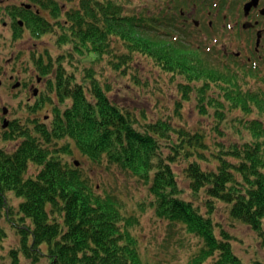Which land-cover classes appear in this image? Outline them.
<instances>
[{
    "label": "trees",
    "instance_id": "16d2710c",
    "mask_svg": "<svg viewBox=\"0 0 264 264\" xmlns=\"http://www.w3.org/2000/svg\"><path fill=\"white\" fill-rule=\"evenodd\" d=\"M63 1L77 2L71 28L82 31V21L83 41L110 57L112 70L124 72L134 56H143L178 82L180 100L173 114L146 117L112 106L93 72L85 70L78 79L74 71L57 68L59 97L70 104L63 112L57 110L50 128L37 125L39 129L24 132L15 150L0 161V168L6 167L0 172V210L16 199L10 200L19 223L13 225L24 236L32 235L27 256L37 261L45 257L46 264H150L132 232L137 216H123L117 194L100 191L84 171L61 164L60 149L75 148L94 165L119 169L141 184L146 196L141 211L152 210L156 218L204 241L188 264H243L222 229L220 238L213 235L212 228L219 225L212 215L214 203L225 205L229 217L248 225L264 247V129L243 119L247 126L242 130L250 135L227 137L239 131V119L234 126L227 119L237 108L242 117L250 115L244 104L257 106L264 115V88L250 86L248 76H237L218 61L200 60L201 54H193L175 37L148 33V6L139 9L132 0ZM78 51L83 58L86 52ZM205 69L209 72L199 82L191 79L199 77L193 70ZM218 75L225 76L221 87ZM185 105L198 119L215 123L211 130L226 137L211 138L205 128L189 129L182 113ZM30 164L38 166L31 174ZM178 175L188 190H182ZM21 243L24 248L25 240Z\"/></svg>",
    "mask_w": 264,
    "mask_h": 264
},
{
    "label": "rangeland",
    "instance_id": "374dc122",
    "mask_svg": "<svg viewBox=\"0 0 264 264\" xmlns=\"http://www.w3.org/2000/svg\"><path fill=\"white\" fill-rule=\"evenodd\" d=\"M0 2V138L1 135H6L4 141H0V143L5 151L10 152L15 141H7L10 133L7 121L16 119L20 124L26 125L36 122L37 118L41 120L40 116L44 114L49 117L53 116L52 107L49 112H44L46 109L44 108L38 114V101L44 91L46 80L50 78V76H46L44 84L40 87L37 85L35 75L39 73L35 70V65L38 58L43 53L45 63L51 62L53 68L66 61L61 59L64 52L55 44V41L59 39V36L55 35L56 30L53 34L44 37L35 36L34 22L38 19V14L34 13L33 6L26 10H18L10 2L16 13L15 11L8 13L4 9L3 0ZM132 2L135 3L134 5L137 4L139 9L153 3L152 0H132ZM160 2L155 4L158 5ZM69 6L70 4L67 5V8ZM8 20L11 21L10 30L5 28V22ZM20 21L23 22L20 23ZM23 23L24 27L21 26ZM58 23L61 25V22ZM38 25L41 26L42 23L40 22ZM79 27L82 31L76 32L74 39L86 54L84 58H79L76 61L75 59L71 60L78 69L70 66V71L77 73L81 68H90L95 77L100 80L101 86L104 89L108 87L109 90L106 91V94L118 108L131 110L134 113L144 112L146 117L152 118L173 114L174 105L179 99L176 94L179 95V93L174 87L175 82L172 77L163 74L150 60L140 55L133 57V61L129 63V67L123 70L124 72L112 70L107 63L110 57L99 55L94 51L92 45L83 41L84 25L82 21L79 23ZM87 49H91L93 54L87 52ZM78 60L81 64L77 63ZM6 71L13 73L12 79L5 75ZM133 77H135L134 81ZM9 80L11 81L8 82ZM185 106L182 113L184 123L189 129L208 127L211 120L208 121L209 123L205 121L206 124H203L204 120L198 119L187 107L188 105ZM229 139L238 140L239 136L232 133ZM30 166L32 165L30 164ZM34 167H31L29 174L37 171L38 166L35 169ZM5 168L1 167L0 172ZM92 176L95 177L94 183L100 186V191L113 192L120 197L123 216H137L139 224L135 229V234L140 240L143 256L150 264H186L191 256L196 254L201 246L196 238L181 235L178 229L175 230L165 220L156 218L153 212L148 209L141 211L146 198L145 191L140 186L141 184L133 178L127 177L119 169L106 173L104 170L100 172L94 168ZM178 181L182 185V190H188L187 182L181 175H178ZM200 196L201 194L197 198L202 202ZM186 198L188 197L186 196ZM214 207L215 213L212 215V220L219 225L216 234L220 233L219 229L225 232L224 234L229 237L228 241L232 244V249L242 259L243 264H255L256 262L264 264V247L250 227L241 221L232 220L225 205L216 202ZM16 214V204L13 205L9 223L0 214V264H46L45 257L39 256L40 259L37 257L39 259L37 261L33 255H30V261L22 255V253L32 252V249L30 241L24 248L21 245L24 232H21V227L13 225L19 224L17 220L15 221ZM221 235L219 234L217 237ZM39 247L44 251L42 247L45 246ZM209 263L210 260L205 264Z\"/></svg>",
    "mask_w": 264,
    "mask_h": 264
},
{
    "label": "flooded vegetation",
    "instance_id": "af4514ba",
    "mask_svg": "<svg viewBox=\"0 0 264 264\" xmlns=\"http://www.w3.org/2000/svg\"><path fill=\"white\" fill-rule=\"evenodd\" d=\"M10 2L16 7V0H3L8 13L15 11ZM236 3L242 6L243 22H250V28L243 30H254L255 35L250 39H245L246 34L225 10L227 5ZM10 26L11 21H6L5 28L10 30ZM21 26L24 27V23ZM168 26L171 36L182 35L185 39L211 45L219 54L211 52L199 59L220 62L221 58L222 61L253 64L264 74V0H188L185 10L176 15ZM5 75L12 79L13 73L6 71ZM35 79L42 81L43 77L35 75Z\"/></svg>",
    "mask_w": 264,
    "mask_h": 264
},
{
    "label": "bare ground",
    "instance_id": "6f19581e",
    "mask_svg": "<svg viewBox=\"0 0 264 264\" xmlns=\"http://www.w3.org/2000/svg\"><path fill=\"white\" fill-rule=\"evenodd\" d=\"M187 3H188V0H163V2H160L158 4V6L163 8V11H164V14H165L166 18L169 20L170 23H172V22H174V17L176 15L180 14L181 11L185 10V8L187 6ZM189 6L190 5H188V7ZM241 9H242V6L240 5V3H236L235 5H231L230 4V5H227L225 7V10L228 11V13L231 16L233 22H235V24H238L240 30L244 34H246L247 37L245 39H250L251 37H253L255 35L254 34V30L253 31H244V30L250 28V25H249L250 22H247V21L243 22L245 18L243 19V16L241 15ZM241 24H242V28H241ZM175 38L180 40L183 44L187 45V49H192L193 54H197L198 53V54L206 56V55H208L211 52H215L219 56L217 50L214 47H212L211 45L201 44V43H197V42L185 39L182 35H178ZM178 57L184 59L185 61H189L190 65L192 64L191 63V59L188 60L186 57H184V55L178 54ZM173 60L176 63H180V60L178 58L174 57V56H173ZM220 63H221V66H222L223 69L233 71L234 73L237 74V76L239 75V76L245 77V78H246V76H248V79L250 80L248 82V84L250 86H255L256 85L257 87H261L260 89L264 88V74L261 73L260 70L255 65H253V64H241V63H237V62H235L233 60L222 61L221 58H220ZM192 72H193V74H197L199 77H195L194 76V78H191V79L194 80V81L199 82V79L202 78V74L207 73L209 71L207 69H205V70H199V71L193 70ZM218 76L221 77V80H220V87H221V86H223L222 80H223V78L225 76H222V75H218ZM176 83H178V82H176ZM176 83H175L174 87H176ZM260 89H258V90H260ZM176 95L179 97L178 94H176ZM178 100H180V97H179ZM244 107H246V108L250 107V113L249 114H250L252 120L254 122H256L258 125H260L262 130H263L264 129V115L261 116V115L258 114V112H260L261 110L255 105L249 106L248 104H244ZM190 110H192V109L190 108ZM194 114H196V113H194ZM227 119L232 121V126H234L236 124L235 123L236 119H239V121L241 122V124L237 128V130H239V131H234L235 133H233V134L240 135V134L244 133L246 135H250L249 131L242 130V125H243V127L247 126L245 124V122L243 121V118H242V109L237 108L235 110V112L232 114V117L227 118ZM203 124H206V122L203 121ZM214 124H209L208 127L205 128L207 136H209L211 138H214V137H219V138L226 137V136H222L220 134V132L216 133V132H213L211 130V127ZM231 135L232 134L228 135L227 137H229ZM138 224H139V222L134 224V226H133L134 228H133L132 232H133V235L138 240V244L140 246V240L138 239L137 235L135 234V229L138 226ZM169 225L171 227H173L175 230L178 229L179 233L181 235H183V236L194 237L193 235H190V234H187L186 232H184L180 225H177V226H172L171 224H169ZM216 230H217V227L216 228H212L213 235L217 237L220 233L217 235L216 234ZM130 235L132 236V233ZM194 238H196L198 240V244H201V246H199L198 251L196 252V254L194 256H191V258L186 262V264H188L191 259H193L194 257L197 256V253H199L200 249L203 247V244H204V241L198 239L197 237H194ZM218 238H220V237H218ZM229 243L231 244V242H229ZM231 249H232V244H231ZM139 250L141 251V247H139ZM232 251L235 254L233 249H232ZM143 255H144V253H143Z\"/></svg>",
    "mask_w": 264,
    "mask_h": 264
}]
</instances>
